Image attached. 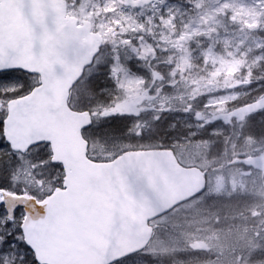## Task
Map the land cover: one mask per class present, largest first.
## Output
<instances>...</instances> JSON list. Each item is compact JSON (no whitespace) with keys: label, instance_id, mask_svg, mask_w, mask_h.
<instances>
[{"label":"snow or ice","instance_id":"6c2138e0","mask_svg":"<svg viewBox=\"0 0 264 264\" xmlns=\"http://www.w3.org/2000/svg\"><path fill=\"white\" fill-rule=\"evenodd\" d=\"M0 264H264V0H0Z\"/></svg>","mask_w":264,"mask_h":264}]
</instances>
